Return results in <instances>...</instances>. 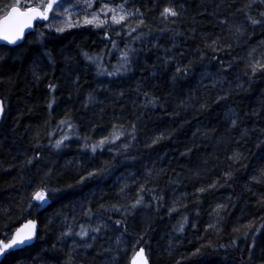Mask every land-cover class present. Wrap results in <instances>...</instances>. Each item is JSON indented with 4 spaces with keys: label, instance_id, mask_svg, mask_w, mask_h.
Here are the masks:
<instances>
[{
    "label": "trees",
    "instance_id": "1",
    "mask_svg": "<svg viewBox=\"0 0 264 264\" xmlns=\"http://www.w3.org/2000/svg\"><path fill=\"white\" fill-rule=\"evenodd\" d=\"M14 2L0 0V18ZM85 2L66 3L72 26L54 8L57 18L37 22L20 44L0 45V238L29 220L36 225L12 264H133L141 247L149 264H264V73L248 67L264 57V25L247 20L264 4L128 0L143 17L94 27L85 15L123 0H95L91 9ZM26 3L42 0L19 6ZM165 7L180 15L165 19ZM141 18L145 25L128 35ZM217 39L213 52L208 45ZM125 52L130 63L122 69ZM114 128L120 139L85 149ZM41 188L44 206L32 199ZM81 225L89 237L62 236ZM98 225L106 227L93 233Z\"/></svg>",
    "mask_w": 264,
    "mask_h": 264
},
{
    "label": "snow or ice",
    "instance_id": "2",
    "mask_svg": "<svg viewBox=\"0 0 264 264\" xmlns=\"http://www.w3.org/2000/svg\"><path fill=\"white\" fill-rule=\"evenodd\" d=\"M70 2V0H47L46 3L38 5L36 7H32L31 4H25L24 8L21 9L18 5L20 4V0H15V2L11 5H9V11H7L6 15L3 18H0V41H5L7 44L10 45H17L19 41L24 40V31L25 29H30L33 26V22L36 20L41 21H47L49 20V13H53V19H56L59 15V11L54 12V6L57 10L63 8L66 15L64 17V21L68 26H72V13L71 10L66 7V3ZM128 0H123V2L116 4L114 7H110L108 4H103L101 7L97 10L91 13V19L87 15L84 17V22L86 24H91L94 27H102L106 24H108V21H111L112 25H123L126 21H129L132 17H143L144 13L140 12L139 9H130L129 7H126ZM256 0H252V3H255ZM95 3V0H86L85 2V8L91 9ZM260 4H264V0H259ZM252 4L250 3L247 5V7H251ZM111 13L109 16L108 14ZM101 15L104 16V19H101ZM180 13L174 8V7H165L163 11L161 12V16L165 19L169 17H178ZM247 20L250 22L251 25H264V12H261L259 14V18L253 17L252 15H247ZM78 23V21H77ZM226 23V21H225ZM145 25L144 19H138L136 21V27H133L130 23L128 24L129 31L128 35H131L132 32H135L138 27ZM109 28H111V25H108ZM51 27V24L49 25ZM57 32H63L65 29L63 27H57L55 29ZM241 29L238 27L236 29L237 32H239ZM117 35H120L119 32L116 33ZM41 36H43V33H41ZM140 35L138 34L136 36V39H140ZM112 46L116 47L115 41H111ZM219 46V41L213 40L211 44L208 45V47L215 52ZM220 51H223L224 49L222 47L219 48ZM255 51V50H253ZM85 58L89 61H92L94 63H98L102 58L101 57H92L89 56L87 53H84ZM3 57H0L2 59ZM51 59V57L49 56ZM121 59L124 61L123 64H121L122 69H127L128 65L130 63V60L128 58V53L125 52ZM221 64H223V61H221ZM99 66V64H98ZM190 66V65H189ZM230 67V65H229ZM248 67L251 70L252 75H255L258 71L264 73V57L261 59L250 61ZM189 70L188 67L180 68L179 66L176 67L177 73H186ZM108 75H116L119 74V70L117 72H107ZM49 90L52 92H55V86L53 84L48 85ZM223 99V97H221ZM91 96L89 97V100H91ZM150 103H154V101L150 100ZM56 103L55 97L53 96L51 98V102L48 104V108L51 109L53 104ZM5 102L4 100L0 99V118L4 116L5 113ZM60 124H68L67 120H61ZM233 126H235L236 121H232ZM71 127V125H68ZM133 130H135V126L133 125ZM123 135L122 132H116L115 128L113 130V133L110 136H106L102 139H100L97 143L89 144L87 141H85L84 147L85 149H90L93 153L97 151V149H103V146L108 143L112 144L115 142V140L120 139V136ZM134 138V137H133ZM69 139L67 135L62 136L61 139L57 140L55 142L54 147L59 149L61 145L64 143L65 140ZM160 138H157V141ZM127 147V145H125ZM242 154L240 153H234L233 159H239ZM32 161L29 160L28 163H31ZM95 175L93 172H89L88 176L91 177ZM82 178L79 182L83 183ZM215 185H213L214 187ZM123 188L121 191L123 192ZM141 191H144L143 187L141 186ZM55 191V190H53ZM199 191L203 192L205 189L201 188ZM48 190L46 188H41L35 192L32 193V199L35 201L40 202V206H44L48 203L47 199ZM143 203V197H139L136 199L135 203H133L130 206L131 209H135L137 206L141 205ZM31 207V205H29ZM114 210L119 211L120 209L116 206H113ZM175 210V209H173ZM87 215H91V209L88 210L86 213ZM186 219V218H185ZM116 225H122L124 222L121 220L115 221ZM35 222L32 220H29L23 227L15 229L13 235L11 237H8L7 235L4 236V238H0V264H12V258L16 254L17 251L22 250L26 246H30L34 237H35ZM106 227V225H98L95 228H92L91 231L93 233H99L101 232L102 228ZM211 227V225H210ZM126 231V228H125ZM179 231H183V225H181ZM79 236L81 239H84L86 237H89V231L88 229L84 228L83 225L80 226L79 232H73V230L69 227L68 230L62 234V236ZM246 236L247 233H244ZM91 240L95 241L96 236L93 235L90 237ZM7 241V242H5ZM235 243V242H234ZM85 247H92L91 244H85ZM144 248L141 247L139 251L134 252L133 256V264H148V259L144 255ZM199 252V249H197V253ZM197 253H193V255H196Z\"/></svg>",
    "mask_w": 264,
    "mask_h": 264
},
{
    "label": "water",
    "instance_id": "3",
    "mask_svg": "<svg viewBox=\"0 0 264 264\" xmlns=\"http://www.w3.org/2000/svg\"><path fill=\"white\" fill-rule=\"evenodd\" d=\"M21 8V7H20ZM21 9H23V8H21ZM10 10V9H9ZM8 10V11H9ZM6 15V14H5ZM4 15V16H5ZM3 16V17H4ZM3 17H1V18H3ZM38 20H36V21H34L33 22V26H32V28H30V29H25V31H24V39H25V37L34 29V27H35V23L37 22ZM22 41H19L18 42V44H20ZM17 44V45H18ZM0 45H7V46H16V45H10V44H7V42H5V41H0ZM35 231H36V229H35Z\"/></svg>",
    "mask_w": 264,
    "mask_h": 264
},
{
    "label": "flooded vegetation",
    "instance_id": "4",
    "mask_svg": "<svg viewBox=\"0 0 264 264\" xmlns=\"http://www.w3.org/2000/svg\"><path fill=\"white\" fill-rule=\"evenodd\" d=\"M96 8H99V4H97V5H96ZM105 38H106L107 40H110V38H109V35H108V34H105Z\"/></svg>",
    "mask_w": 264,
    "mask_h": 264
},
{
    "label": "rangeland",
    "instance_id": "5",
    "mask_svg": "<svg viewBox=\"0 0 264 264\" xmlns=\"http://www.w3.org/2000/svg\"><path fill=\"white\" fill-rule=\"evenodd\" d=\"M101 7V4H99V8ZM99 8H97V9H99Z\"/></svg>",
    "mask_w": 264,
    "mask_h": 264
}]
</instances>
